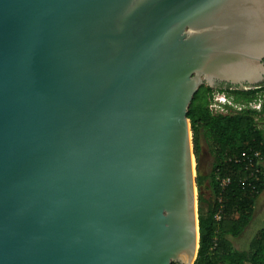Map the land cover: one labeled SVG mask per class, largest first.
<instances>
[{"label": "water", "instance_id": "1", "mask_svg": "<svg viewBox=\"0 0 264 264\" xmlns=\"http://www.w3.org/2000/svg\"><path fill=\"white\" fill-rule=\"evenodd\" d=\"M219 83H264V0H0V264H194Z\"/></svg>", "mask_w": 264, "mask_h": 264}, {"label": "trees", "instance_id": "2", "mask_svg": "<svg viewBox=\"0 0 264 264\" xmlns=\"http://www.w3.org/2000/svg\"><path fill=\"white\" fill-rule=\"evenodd\" d=\"M213 91L209 86H200L187 113L194 156H197L201 136L212 157L208 175L196 177V185L207 181L212 198L207 200L204 211L201 203L206 200L201 194L197 197L199 246L194 264H264V224L251 239L246 256L237 252L231 241L239 237L252 220L255 202L264 189V164L255 179L242 164L228 161L229 157H241L242 152L248 156L259 151L264 157V130L253 124L255 117L264 115V83L248 90L217 89L242 106L240 112L233 115L211 114L207 104ZM252 103H259V109L250 107ZM216 175L230 177V184L222 189ZM217 212L219 220L215 218Z\"/></svg>", "mask_w": 264, "mask_h": 264}, {"label": "rangeland", "instance_id": "3", "mask_svg": "<svg viewBox=\"0 0 264 264\" xmlns=\"http://www.w3.org/2000/svg\"><path fill=\"white\" fill-rule=\"evenodd\" d=\"M200 86H208V85H200ZM214 88V87H211ZM214 90V89H213ZM209 103L207 107L212 115L222 114V115H233L240 112L242 106L240 104H236L230 97H228L225 93H221L220 91L214 90L209 94ZM255 106L254 103L250 105L253 108ZM253 124L255 127L264 130V115L262 117H255L253 119ZM212 165V158L208 154V149L203 140V137L200 136L199 139V147L197 151V156L193 155V168H194V178H195V194L196 199L199 194H201L202 198L206 200L202 201L201 207L204 211L207 209V200L212 198V194L210 188L208 186L207 181H204L203 184L196 185V177L197 176H205L208 175ZM261 203V206H259ZM264 224V191L258 197L255 206L254 212L252 216V220L250 221L249 226L242 233L244 236L238 237L236 240L231 239L233 246L237 252H240L242 255L246 256L249 251V243L253 236L256 234L258 230L263 227ZM247 231V232H246ZM241 234V235H242ZM240 235V236H241Z\"/></svg>", "mask_w": 264, "mask_h": 264}, {"label": "built area", "instance_id": "4", "mask_svg": "<svg viewBox=\"0 0 264 264\" xmlns=\"http://www.w3.org/2000/svg\"><path fill=\"white\" fill-rule=\"evenodd\" d=\"M254 104L255 106H253V108L259 109V103H254ZM240 156L241 157H229L228 161H232V162L234 161V163L242 164L245 170H249L250 177L257 179L258 174L260 173V166L264 164V157L261 155L259 151H253L248 156L246 152H242ZM216 180L219 182V185L222 189L228 186L231 182V178L228 176L221 177L219 175H216ZM219 210H221V207ZM215 218L217 220L220 219L219 212L215 214Z\"/></svg>", "mask_w": 264, "mask_h": 264}, {"label": "flooded vegetation", "instance_id": "5", "mask_svg": "<svg viewBox=\"0 0 264 264\" xmlns=\"http://www.w3.org/2000/svg\"><path fill=\"white\" fill-rule=\"evenodd\" d=\"M239 86H231V85H229V84H225V83H219V84H217L216 86H214V90H217L218 88H223V89H226V88H229V89H231V88H237V89H239L238 88ZM221 93H224V92H221ZM208 154H209V152H208ZM210 155V154H209ZM210 157H211V155H210ZM212 158V157H211Z\"/></svg>", "mask_w": 264, "mask_h": 264}, {"label": "crops", "instance_id": "6", "mask_svg": "<svg viewBox=\"0 0 264 264\" xmlns=\"http://www.w3.org/2000/svg\"><path fill=\"white\" fill-rule=\"evenodd\" d=\"M263 191H264V189H263ZM262 191V192H263ZM260 196V195H259ZM258 199V198H257ZM257 201V200H256ZM256 203V202H255ZM255 206V205H254ZM259 206H261V203H259ZM247 232V231H246ZM242 236H244V234H242L241 236H239V237H242ZM238 238V237H237ZM237 238H234V240H236ZM233 241V240H232Z\"/></svg>", "mask_w": 264, "mask_h": 264}]
</instances>
